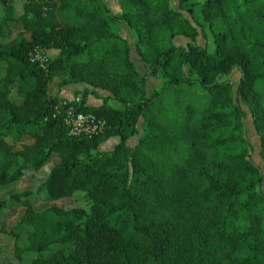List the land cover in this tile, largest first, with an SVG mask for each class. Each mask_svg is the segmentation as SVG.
<instances>
[{"label": "trees", "instance_id": "trees-1", "mask_svg": "<svg viewBox=\"0 0 264 264\" xmlns=\"http://www.w3.org/2000/svg\"><path fill=\"white\" fill-rule=\"evenodd\" d=\"M117 3L120 16L102 0H24L16 18L15 0H0V65L6 66L0 185L59 161L34 192L11 197L25 208L17 226L31 229L28 248L15 246L14 258L18 264L26 253L34 257L30 264H264V178L250 158L238 104L250 113L264 162V0H205L211 52L195 44L189 18L196 0ZM19 24L10 36V26ZM117 24L131 35L144 75L113 30ZM177 38L188 42L177 46ZM49 50L57 52L52 59ZM235 70L234 93L226 78ZM149 78L162 85L148 96ZM54 79L57 91L90 90L79 104L68 102L50 93ZM91 97L101 105L87 106ZM67 107L93 115L102 131L71 137L63 123ZM23 136L33 142L15 150ZM114 137L119 143L100 152ZM78 192L87 208L36 212L28 202L32 195L56 202ZM7 204L0 202V213ZM67 245L68 254L53 251Z\"/></svg>", "mask_w": 264, "mask_h": 264}, {"label": "rangeland", "instance_id": "rangeland-1", "mask_svg": "<svg viewBox=\"0 0 264 264\" xmlns=\"http://www.w3.org/2000/svg\"><path fill=\"white\" fill-rule=\"evenodd\" d=\"M116 3L117 1L114 0ZM205 0H196L197 4L194 6L192 10V16L189 18L191 22L194 24V26L197 28L198 32V37L195 41V44L204 47L207 49V51L211 52L213 50V43H212V38L209 33L207 24L203 21L202 19V14H201V4ZM21 0H17V4H19ZM113 1H108L105 0L104 3L107 5V7L110 9L111 13L114 14V7L112 6ZM118 6V4H117ZM119 10L120 7L118 6ZM121 11V10H120ZM22 15V14H21ZM188 17V16H187ZM117 25L119 27H117ZM113 25V30L115 32L119 33V36L124 39V36L127 35L126 41L130 45V57L131 61L137 60L136 69H138L139 63L141 64L140 61H138V57L135 53L134 46H133V40L130 37L127 29L125 26L121 24ZM22 27L21 25H16V26H10V36L15 35L17 32L21 31ZM188 41L184 38H179L174 41L175 45L177 46H185ZM6 71V66L4 63H1L0 65V79L4 76ZM226 80H229L232 85H233V92L235 93L238 81H239V73L235 70L233 71L227 78ZM157 80L154 78H150L147 82V87L146 93L147 95H150L151 90L149 89L150 85L155 83ZM56 79L53 80L52 84L50 85V93L52 95H56V90H57V85H56ZM59 82V80H58ZM160 83H155L154 87H158ZM152 88V87H151ZM70 96L73 95V93L69 92ZM81 94V93H80ZM80 98V95H79ZM10 99L12 101L17 102V98L15 95V92L13 91L10 95ZM88 104L91 106H97L99 102H96V99L94 98H89L88 99ZM240 109L244 113V128L247 136V140L252 148V151L250 153V158L253 161V163L260 168L261 173L263 174L264 178V162L262 161L261 157L259 156L260 152V144L258 137L255 133L252 119L250 116V113L248 109L242 105L240 102H238ZM108 105L110 107H116V103L114 101H109ZM140 131V130H139ZM140 132H138V135H135L134 137H139ZM133 138L129 140V144L131 145V142L133 141ZM137 137V138H138ZM132 140V141H131ZM8 143L12 144L11 140H7ZM33 142L32 138L29 136H23L19 144L15 146V150H20L21 146L23 144L29 145ZM119 142L118 138H112L108 142H106L104 145H101L100 149L101 151H106L107 148H112L114 145H116ZM58 159L53 158L49 164H47L45 167H43L39 172L34 173L33 172H28L25 173L22 177L19 179L15 180L14 182L6 185V186H1L0 185V202L1 201H7L8 204L3 211L0 213V264L5 263L7 261H11L12 264H18L16 259L14 258V250L15 246H19L22 249L28 248V242L27 238L31 234V229L27 228H22L18 227L17 224L21 220L25 208L23 206H20L14 202V200H11L12 196H17L21 195L25 192H34L41 184L44 183L46 180L49 171L58 164ZM18 167L12 168L8 172V176L13 174ZM1 175V173H0ZM260 191L263 192L264 194V179H263V185L259 189ZM28 202L30 203L31 207L33 208L34 211L40 212L43 211L51 206H58L62 208H72V207H81V208H87L89 206V202L84 196L83 193L78 192L76 193L72 198H67V199H62L56 202H45L42 201L39 197L36 195H32L28 198ZM72 245H67V246H61V247H55L53 251H62L65 254H68L72 251ZM51 254L46 255L42 258L47 259L50 257ZM34 260V257L30 253L24 254L23 257V264H30Z\"/></svg>", "mask_w": 264, "mask_h": 264}, {"label": "crops", "instance_id": "crops-1", "mask_svg": "<svg viewBox=\"0 0 264 264\" xmlns=\"http://www.w3.org/2000/svg\"><path fill=\"white\" fill-rule=\"evenodd\" d=\"M103 2L105 1V0H102ZM108 1H113L112 2V6L114 7V14L113 15H116V16H120L121 15V9L119 10V8H118V6H117V4L118 3H116L114 0H108ZM117 1V0H116ZM23 4H24V0H21V2H19V4H17V0H15V5H14V9H15V17L16 18H18V17H20L21 16V14L23 13V10H22V7H23ZM110 10V9H109ZM117 27H119L118 25H117ZM127 29V28H126ZM128 31V30H127ZM129 33V32H128ZM117 34L119 35V33L117 32ZM130 35V34H129ZM127 35H125L124 36V40L126 41V39H127ZM130 37H131V35H130ZM132 38V37H131ZM177 39H179V38H177ZM133 40V39H132ZM176 40V39H175ZM127 42V41H126ZM128 43V42H127ZM129 45V44H128ZM129 47H130V45H129ZM131 49V48H130ZM57 55V52L56 51H54V50H49V51H47L46 52V56L49 58V59H52V58H54L55 56ZM131 58V57H130ZM139 59V58H138ZM139 61V60H138ZM132 62H133V64L136 66V63H137V60H135V61H133L132 60ZM137 68V67H136ZM138 69H139V73L141 74V75H144V73H145V68H144V66L142 65V64H140L139 63V65H138ZM150 79V78H149ZM148 79V80H149ZM155 79V78H154ZM148 80H147V82H148ZM157 81L155 82V83H160V85L158 86V87H154V84L155 83H153L152 85H150V87H149V89L151 90V92H152V90H154V89H158L161 85H162V81L161 80H159V79H156ZM56 85H57V83H58V79H56ZM146 87H147V83H146ZM152 87V88H151ZM88 89V90H90V87H87V86H83V85H69V86H66V87H63V88H61L59 91H57L56 90V93H58V97L59 98H61V99H64V100H66V101H68V102H71L74 98H79V95H80V93L84 90V89ZM69 92H71V93H73V95L72 96H70V94H69ZM151 92H150V94H151ZM97 93H98V95L101 97V98H107V97H109L110 95L107 93V92H105V91H100V90H98L97 91ZM146 93H148V91H146ZM149 96V95H148ZM109 101H113L112 99H109L108 100V102ZM96 102H99V104L97 105V106H91L90 104H88V101H87V106H90V107H98V106H100L101 105V101L100 100H96ZM117 104V103H116ZM112 108H114V109H118V110H121L122 109V106H120L119 104H117L116 105V107H112ZM138 137V136H137ZM137 137H134V139H133V141L131 142V145H128L129 143V140L130 139H128L127 140V142H126V145L128 146V147H131V148H133L135 145H136V143H137V141H138V138ZM114 138H118V137H114ZM133 138V137H132ZM112 139V138H111ZM110 140V139H109ZM108 140V141H109ZM118 140H119V138H118ZM107 141V142H108ZM106 143V142H105ZM105 143H103V144H101V145H104ZM119 143V142H118ZM117 143V144H118ZM116 144V145H117ZM101 145L99 146V148L98 149H100V147H101ZM116 145H114V146H116ZM114 146L111 148H107L106 149V151H101V150H99L100 152H104V153H108V152H110L113 148H114Z\"/></svg>", "mask_w": 264, "mask_h": 264}, {"label": "built area", "instance_id": "built-area-1", "mask_svg": "<svg viewBox=\"0 0 264 264\" xmlns=\"http://www.w3.org/2000/svg\"><path fill=\"white\" fill-rule=\"evenodd\" d=\"M71 102L80 103V98H74ZM65 103L59 104V107H65ZM63 123L69 130L71 137H91L101 132L104 124L97 120L93 115L76 112L73 107H67L63 116Z\"/></svg>", "mask_w": 264, "mask_h": 264}]
</instances>
